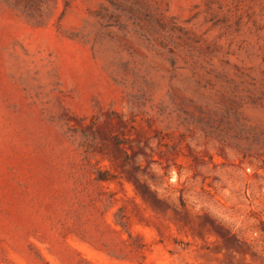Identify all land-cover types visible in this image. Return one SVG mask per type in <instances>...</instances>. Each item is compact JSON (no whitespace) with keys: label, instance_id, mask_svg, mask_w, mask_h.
I'll return each instance as SVG.
<instances>
[{"label":"rangeland","instance_id":"rangeland-1","mask_svg":"<svg viewBox=\"0 0 264 264\" xmlns=\"http://www.w3.org/2000/svg\"><path fill=\"white\" fill-rule=\"evenodd\" d=\"M0 264H264V0H0Z\"/></svg>","mask_w":264,"mask_h":264}]
</instances>
